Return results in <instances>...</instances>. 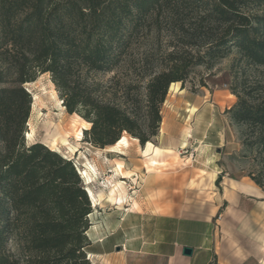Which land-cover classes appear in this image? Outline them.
I'll list each match as a JSON object with an SVG mask.
<instances>
[{
	"label": "trees",
	"instance_id": "obj_1",
	"mask_svg": "<svg viewBox=\"0 0 264 264\" xmlns=\"http://www.w3.org/2000/svg\"><path fill=\"white\" fill-rule=\"evenodd\" d=\"M264 0H0V264H92L86 233L92 213L73 163L41 143L26 145L31 95L24 84L49 73L69 114L90 124L87 142L105 148L122 133L141 145L156 136L169 86L193 66L210 69L235 50L264 66ZM146 30L179 39L166 68L127 104L100 94L91 74L112 72ZM136 89H139L135 86ZM134 89V88H133ZM225 113L264 130V96ZM137 94V93H136ZM143 110L139 116L137 110ZM264 144L263 136L258 137ZM210 264H219L216 257Z\"/></svg>",
	"mask_w": 264,
	"mask_h": 264
},
{
	"label": "rangeland",
	"instance_id": "obj_2",
	"mask_svg": "<svg viewBox=\"0 0 264 264\" xmlns=\"http://www.w3.org/2000/svg\"><path fill=\"white\" fill-rule=\"evenodd\" d=\"M250 12L264 16V5L251 8ZM177 40L165 32L156 34L141 30L116 69L105 74H91L90 81L95 79L99 82L101 86L98 92L116 103L126 98L124 89L128 85L133 87L129 90L126 100L130 101L127 104L130 105L135 99L142 100L138 92L143 93L142 87L150 75L166 68L165 55L173 50V45L178 44ZM24 87L31 95L26 123V133L30 137L26 138L24 134L26 145L41 143L71 161L86 191L92 210L88 216L90 227L86 236L90 242H94V246L86 250L88 258L99 239L102 242L103 236L110 232L111 229L107 227L112 226L115 220L114 211L118 205L110 201V191L115 189L116 194L122 197L117 204L124 202L122 209L147 208L179 217H213L217 221L216 239L217 248L222 252L221 262L264 264V232L252 227L247 218L244 223V220L239 219V212L236 222L231 221L236 214L235 208L240 206L241 210L245 204L258 203L263 206L260 214L264 215V144L258 141L259 136L264 138V130L254 125L236 124L225 113L232 126L234 141L220 149L214 163H210L208 158L199 156V150L195 151L201 145L192 138L190 127L195 121L186 110L188 96L197 97L202 92L211 93L219 89L227 90L234 97V104L230 108L238 102L232 88L248 102H259L264 96V66L249 65L232 50L224 58L218 59L210 69L203 65L191 67L183 83L175 82V85L168 88L160 107L161 122L157 134L148 141L160 152L155 150L154 155L150 156H145L146 144L141 145L127 133L121 134L125 142L124 149L119 153L109 152L111 145L105 148L93 147L86 141L84 134L90 124L77 114L66 111L49 73L39 74L33 82L24 84ZM137 111L139 116L143 115L142 108ZM62 123L64 129L61 128ZM163 124L167 126L166 132L162 131ZM152 160L156 164L151 163ZM118 163L122 164V171L127 173L128 178L122 179L118 174ZM87 165L94 168L89 184L80 174ZM245 180L257 188L258 191L253 194L260 198H253L252 194L247 197L235 194L227 203L224 196L227 186L231 183L241 186ZM88 189L93 193V200ZM227 209L230 218L226 221L224 213ZM221 216L226 224L221 223ZM244 228L245 250H239V246L234 252L232 249L236 244L229 234ZM253 238L256 242L254 240L251 246L250 240ZM90 260L92 264H100L97 259L91 257ZM101 264H113V261H102Z\"/></svg>",
	"mask_w": 264,
	"mask_h": 264
},
{
	"label": "crops",
	"instance_id": "obj_3",
	"mask_svg": "<svg viewBox=\"0 0 264 264\" xmlns=\"http://www.w3.org/2000/svg\"><path fill=\"white\" fill-rule=\"evenodd\" d=\"M173 85L175 84L171 86ZM233 104L234 97L224 89L211 93L202 92L201 96L197 97L192 95L187 97L186 110L188 109L190 117L193 122L195 121L190 127L192 138L195 143L201 145L196 147L195 151L199 150V156L208 158L210 163H214L215 155L220 149L226 148L234 141L232 126L227 121L225 114V111ZM166 130L167 126L163 124L162 131L166 132ZM120 140V143L115 144L114 148L108 151L119 153L118 151L124 149L123 141L125 142V140L124 138ZM144 150L145 156L154 155L155 150L160 152L150 142L146 143ZM151 163L156 164L154 160ZM241 186H235L233 183L227 186L224 191L227 203L235 194H243L246 197L252 194L253 198H260L253 194L258 190L251 182L245 180ZM121 199L120 196V201ZM123 204L124 202L113 204L118 205L114 211L116 213L115 220L112 226L107 227V223L105 225L111 230L103 236L102 242L99 239L95 250L88 254L89 259L91 257L97 259L100 264L107 260H112L113 264H210L216 257L219 264H226L220 260L222 252L217 248V221L213 217H179L166 212H153L147 208L122 209ZM239 207L235 208L236 214L232 216L231 221L236 222L239 212V219L244 220L245 223V218H247L252 227H257L264 232V215L260 214L263 206H259L257 203V205H242L241 210ZM224 214L227 221L230 218L228 209ZM220 220L221 223L226 224L222 216ZM229 236L235 240L232 239L236 244L233 251L239 246V250H245V228L238 229L235 233L231 232ZM254 240L255 238L250 240L251 246L254 244ZM90 243L88 248L94 246V242ZM184 247L192 249L190 256L182 255Z\"/></svg>",
	"mask_w": 264,
	"mask_h": 264
},
{
	"label": "bare ground",
	"instance_id": "obj_4",
	"mask_svg": "<svg viewBox=\"0 0 264 264\" xmlns=\"http://www.w3.org/2000/svg\"><path fill=\"white\" fill-rule=\"evenodd\" d=\"M63 126H64V124L62 123L61 128L64 129L65 126L64 127ZM29 137H30V134L27 132L26 138H29ZM120 141L121 140H119L116 144L120 143ZM113 148H114V146L109 147V151L112 150ZM121 168H122V164L118 163L117 164L118 174L121 176L122 179L128 178L129 176L126 173H124ZM93 172H94V168L92 166H89V165H87L86 168L83 171H81L80 174H81L82 178H84L87 181V184L90 183L89 180L92 179L91 175L93 174ZM88 194L90 195V197L93 200L94 199L93 193L89 189H88ZM110 201H112V203H114V204H117V201H120V195L116 194L115 189H112L110 191Z\"/></svg>",
	"mask_w": 264,
	"mask_h": 264
},
{
	"label": "water",
	"instance_id": "obj_5",
	"mask_svg": "<svg viewBox=\"0 0 264 264\" xmlns=\"http://www.w3.org/2000/svg\"><path fill=\"white\" fill-rule=\"evenodd\" d=\"M192 254V249L189 247H184L182 249V255L183 256H190Z\"/></svg>",
	"mask_w": 264,
	"mask_h": 264
}]
</instances>
